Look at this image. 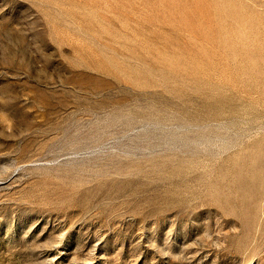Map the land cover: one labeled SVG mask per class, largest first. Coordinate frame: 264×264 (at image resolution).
I'll return each instance as SVG.
<instances>
[{"label":"rangeland","instance_id":"rangeland-1","mask_svg":"<svg viewBox=\"0 0 264 264\" xmlns=\"http://www.w3.org/2000/svg\"><path fill=\"white\" fill-rule=\"evenodd\" d=\"M0 264H264V0H0Z\"/></svg>","mask_w":264,"mask_h":264}]
</instances>
